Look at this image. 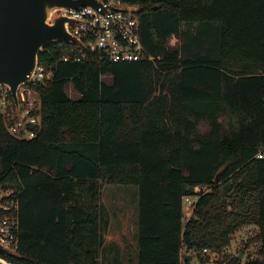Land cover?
Listing matches in <instances>:
<instances>
[{
	"label": "trees",
	"instance_id": "16d2710c",
	"mask_svg": "<svg viewBox=\"0 0 264 264\" xmlns=\"http://www.w3.org/2000/svg\"><path fill=\"white\" fill-rule=\"evenodd\" d=\"M133 2L152 60L75 61L74 44L48 43L38 135L14 138L0 117V184L18 201L19 253L0 257L121 264L101 256L107 183L138 188L137 261L126 264H190L187 250L205 264L203 248L222 253L250 224L259 247L248 264H264V0ZM197 186L209 190L184 220L182 197Z\"/></svg>",
	"mask_w": 264,
	"mask_h": 264
},
{
	"label": "built area",
	"instance_id": "2783aa9c",
	"mask_svg": "<svg viewBox=\"0 0 264 264\" xmlns=\"http://www.w3.org/2000/svg\"><path fill=\"white\" fill-rule=\"evenodd\" d=\"M97 6H82L76 9L63 8L61 13L74 18L75 22L68 24L69 33L78 38L82 44L73 49V59H85L87 53L94 54L99 60L139 61L143 58L152 60L141 41V27L137 13L126 9L110 8V5H137L133 0H97ZM62 41L58 45H62ZM70 55L62 57L68 61ZM53 79V70L38 61L32 76L23 81L17 88L19 113L17 112L10 90L0 85V117L9 135L17 139L29 140L35 138L42 122L40 88ZM261 158L262 154L259 153ZM199 186L194 188L195 195L182 197L185 214L190 217L194 205L201 192ZM185 204V205H184ZM18 233V201L14 190L0 184V244L11 249L17 248ZM202 253L212 254L206 248ZM183 254L196 256V251L187 250ZM217 254L214 253L213 257ZM184 261H181L183 264Z\"/></svg>",
	"mask_w": 264,
	"mask_h": 264
},
{
	"label": "water",
	"instance_id": "95a60500",
	"mask_svg": "<svg viewBox=\"0 0 264 264\" xmlns=\"http://www.w3.org/2000/svg\"><path fill=\"white\" fill-rule=\"evenodd\" d=\"M99 4L97 0H0V85L10 90L18 113L17 88L33 75L42 48L60 41L82 44L69 33L68 24L76 20L61 10ZM110 8L139 11L138 5L113 4ZM0 252L19 256L17 250L1 244ZM0 264L12 263L0 257Z\"/></svg>",
	"mask_w": 264,
	"mask_h": 264
},
{
	"label": "rangeland",
	"instance_id": "374dc122",
	"mask_svg": "<svg viewBox=\"0 0 264 264\" xmlns=\"http://www.w3.org/2000/svg\"><path fill=\"white\" fill-rule=\"evenodd\" d=\"M110 80V77H105ZM158 82L154 75L150 77L148 84L150 88H154ZM67 91L74 99L78 98L71 86H67ZM154 93V92H153ZM151 96L147 98L148 102ZM147 117V115H146ZM226 123V119H224ZM206 128L205 123L200 124V130ZM200 191L207 192V187H199ZM199 189H196L199 191ZM101 205L105 214L106 224H102V235L104 245L101 256L106 260L112 261L116 258L119 263L126 264L128 262L137 261V237H138V188L135 185H118L103 184L101 189ZM185 205V204H184ZM183 208L184 220L188 218ZM257 227L253 224L240 227L231 237L230 244L223 249L222 253L213 257L214 252L209 255L205 264H217V262H227L232 257L241 253L237 264H248L249 260L256 257L259 247L258 242L251 241L255 235ZM190 260V264H201L200 257L194 256Z\"/></svg>",
	"mask_w": 264,
	"mask_h": 264
},
{
	"label": "crops",
	"instance_id": "0c3cea01",
	"mask_svg": "<svg viewBox=\"0 0 264 264\" xmlns=\"http://www.w3.org/2000/svg\"><path fill=\"white\" fill-rule=\"evenodd\" d=\"M256 233H257V231H256ZM256 233H255V234H256Z\"/></svg>",
	"mask_w": 264,
	"mask_h": 264
}]
</instances>
